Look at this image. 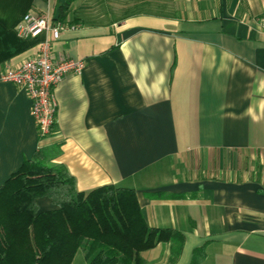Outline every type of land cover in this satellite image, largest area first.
Here are the masks:
<instances>
[{"label": "crops", "instance_id": "1", "mask_svg": "<svg viewBox=\"0 0 264 264\" xmlns=\"http://www.w3.org/2000/svg\"><path fill=\"white\" fill-rule=\"evenodd\" d=\"M65 1L0 0V73L46 39L55 60L85 62L56 88L55 133L44 141L27 92L0 82V186L54 146L51 164L79 192L133 189L148 226L182 233L176 260L164 243L142 253L144 264L194 255L197 264H264V0H182L176 15L76 22L57 40L17 35L27 13L56 19ZM93 1L74 8L86 18L79 7ZM79 259L88 264L82 251Z\"/></svg>", "mask_w": 264, "mask_h": 264}, {"label": "trees", "instance_id": "2", "mask_svg": "<svg viewBox=\"0 0 264 264\" xmlns=\"http://www.w3.org/2000/svg\"><path fill=\"white\" fill-rule=\"evenodd\" d=\"M74 1L60 7L61 25L86 21ZM145 11L136 6L126 16ZM49 136L40 134L42 141ZM57 152L42 145L0 186V264H73L79 251L88 264H144L142 253L164 243L174 260L180 256L182 233L148 226L133 189L107 185L81 193L64 166L51 164ZM42 198L58 208L42 212Z\"/></svg>", "mask_w": 264, "mask_h": 264}, {"label": "built area", "instance_id": "3", "mask_svg": "<svg viewBox=\"0 0 264 264\" xmlns=\"http://www.w3.org/2000/svg\"><path fill=\"white\" fill-rule=\"evenodd\" d=\"M264 29V17L260 19ZM62 25L45 15L27 13L16 26V33L22 38L38 39L50 33L53 40L59 39ZM38 53L26 60L18 68H8L0 73V82L14 84L23 88L32 102V116L40 134L49 136L56 121L57 103L55 90L71 73L81 74L85 62L74 59L55 60L52 55L51 40L38 43Z\"/></svg>", "mask_w": 264, "mask_h": 264}, {"label": "rangeland", "instance_id": "4", "mask_svg": "<svg viewBox=\"0 0 264 264\" xmlns=\"http://www.w3.org/2000/svg\"><path fill=\"white\" fill-rule=\"evenodd\" d=\"M183 3L182 0H96L79 8L85 14L87 22L106 24L121 19L134 7L141 5L152 13L176 15ZM75 264H83V261L79 259Z\"/></svg>", "mask_w": 264, "mask_h": 264}]
</instances>
